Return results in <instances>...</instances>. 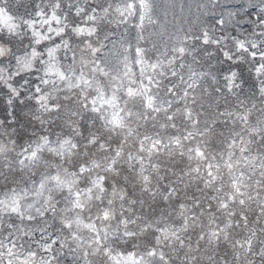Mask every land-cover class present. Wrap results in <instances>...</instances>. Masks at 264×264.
<instances>
[{"label": "rangeland", "instance_id": "1", "mask_svg": "<svg viewBox=\"0 0 264 264\" xmlns=\"http://www.w3.org/2000/svg\"><path fill=\"white\" fill-rule=\"evenodd\" d=\"M262 9L0 0V264H264Z\"/></svg>", "mask_w": 264, "mask_h": 264}, {"label": "snow or ice", "instance_id": "2", "mask_svg": "<svg viewBox=\"0 0 264 264\" xmlns=\"http://www.w3.org/2000/svg\"><path fill=\"white\" fill-rule=\"evenodd\" d=\"M220 2L222 4H227L228 0H220ZM261 11H264V9H262ZM211 15L213 17H220V19H217L215 24L211 23L202 28L201 36L197 37V39L200 40L201 44L207 45L211 42L217 46L224 45L226 47L225 42L231 39L234 42L237 50H241V49L247 50V48L245 47L244 41L238 38L239 35L242 34L240 30V21L234 22L231 19L232 17L236 15L235 12L229 10L226 13L225 12L212 13ZM225 16H227L228 19H225L224 18ZM256 19L259 21L260 24H264V20H260L259 17L258 18L256 17ZM230 25H232L235 28V30L239 33V35L237 36L231 35V33L228 31V28ZM256 27H259V24H257ZM210 32L213 33L214 35L210 36ZM259 43L264 44V40H261ZM252 46L253 47L257 46L255 41L252 42ZM220 51L224 59L226 60L231 59L229 52L225 51L224 47H220ZM221 71L223 73H231L232 69L229 67H223ZM7 102H10V101H7Z\"/></svg>", "mask_w": 264, "mask_h": 264}]
</instances>
